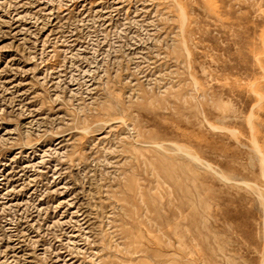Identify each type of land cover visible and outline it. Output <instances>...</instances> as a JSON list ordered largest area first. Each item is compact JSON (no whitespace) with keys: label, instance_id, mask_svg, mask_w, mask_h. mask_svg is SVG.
I'll return each mask as SVG.
<instances>
[{"label":"rangeland","instance_id":"374dc122","mask_svg":"<svg viewBox=\"0 0 264 264\" xmlns=\"http://www.w3.org/2000/svg\"><path fill=\"white\" fill-rule=\"evenodd\" d=\"M0 264H264V0H0Z\"/></svg>","mask_w":264,"mask_h":264}]
</instances>
